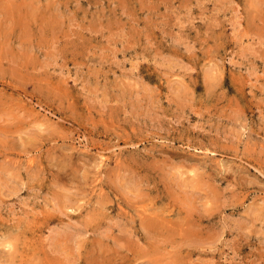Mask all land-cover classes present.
Returning a JSON list of instances; mask_svg holds the SVG:
<instances>
[{
    "label": "rangeland",
    "instance_id": "rangeland-1",
    "mask_svg": "<svg viewBox=\"0 0 264 264\" xmlns=\"http://www.w3.org/2000/svg\"><path fill=\"white\" fill-rule=\"evenodd\" d=\"M0 264H264V0H0Z\"/></svg>",
    "mask_w": 264,
    "mask_h": 264
},
{
    "label": "bare ground",
    "instance_id": "bare-ground-1",
    "mask_svg": "<svg viewBox=\"0 0 264 264\" xmlns=\"http://www.w3.org/2000/svg\"><path fill=\"white\" fill-rule=\"evenodd\" d=\"M152 216V215H151ZM147 222V221H146ZM164 222H166V221H164ZM170 222V221H169ZM178 226V225H177Z\"/></svg>",
    "mask_w": 264,
    "mask_h": 264
}]
</instances>
